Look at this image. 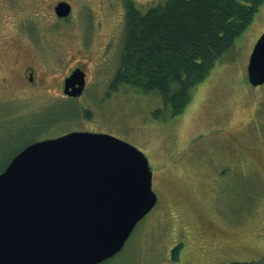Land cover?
<instances>
[{
	"label": "rangeland",
	"instance_id": "obj_1",
	"mask_svg": "<svg viewBox=\"0 0 264 264\" xmlns=\"http://www.w3.org/2000/svg\"><path fill=\"white\" fill-rule=\"evenodd\" d=\"M62 1L71 11L59 20ZM130 1L146 13L165 0ZM125 9L126 0H0V172L35 134L107 133L145 155L157 202L102 264H264V83L251 86L246 70L264 0L173 118L157 92L120 85L103 100ZM26 63L39 85L24 84ZM75 65L88 67L89 85L80 100L64 99L58 86Z\"/></svg>",
	"mask_w": 264,
	"mask_h": 264
},
{
	"label": "water",
	"instance_id": "obj_2",
	"mask_svg": "<svg viewBox=\"0 0 264 264\" xmlns=\"http://www.w3.org/2000/svg\"><path fill=\"white\" fill-rule=\"evenodd\" d=\"M54 10L66 18L71 7ZM246 69L252 86L264 83V32ZM83 85L76 69L65 93L79 95ZM156 201L147 158L125 141L70 132L31 143L0 172V264L102 263Z\"/></svg>",
	"mask_w": 264,
	"mask_h": 264
},
{
	"label": "trees",
	"instance_id": "obj_3",
	"mask_svg": "<svg viewBox=\"0 0 264 264\" xmlns=\"http://www.w3.org/2000/svg\"><path fill=\"white\" fill-rule=\"evenodd\" d=\"M262 2L165 0L141 13L132 1L126 0L122 50L113 86L127 85L142 93L157 92L170 118L181 115L193 90L232 47ZM159 115L161 112L156 110L154 116ZM37 136L33 135L25 145ZM178 250L179 245L172 250L173 259L177 258Z\"/></svg>",
	"mask_w": 264,
	"mask_h": 264
},
{
	"label": "flooded vegetation",
	"instance_id": "obj_4",
	"mask_svg": "<svg viewBox=\"0 0 264 264\" xmlns=\"http://www.w3.org/2000/svg\"><path fill=\"white\" fill-rule=\"evenodd\" d=\"M54 8L55 7H53V10H54ZM59 20H62V19H59ZM88 67L87 66H78V65H75V66H71V68L68 70V73L65 75V76H63L62 77V79H61V83H59V86H58V90H59V92H60V97H62V98H64V99H68V100H71V99H77V100H80V98L82 97V95H83V93H84V91L86 90V88H87V86L89 85V80H88V77H87V69ZM21 69H22V71H23V78H24V80H23V82H25L24 84H26V86H28V87H34V86H37V85H39L41 82H42V79L40 78V80H37V78H36V74H37V70H36V68H35V66H33L32 64H30V63H26V65L25 66H21ZM75 69H78V70H80V71H82L83 72V74H84V86H83V91H82V93H81V95H79V96H70V95H67V94H65L64 93V90L66 89L65 88V79L75 70ZM76 86V85H75ZM120 86V85H119ZM119 86H117L116 88H115V86H113V79H112V81L109 83V84H107L106 86H105V88H104V92H103V100L105 101L106 100V98H107V96H109L111 93H112V90H115V89H117ZM115 88V89H114ZM69 90H71V88L69 87L68 88ZM68 90V91H69ZM82 103V102H81ZM86 104H82V107L83 108H86ZM72 131H87V132H96V131H94L93 129H84V130H81V129H79V128H73V129H71V130H69V131H67V132H64V133H60V134H58V135H52L51 137H44V138H39V139H37L36 141H38V140H42V139H46V138H54V137H58V136H61V135H64V134H66V133H69V132H72ZM152 179H153V176H152Z\"/></svg>",
	"mask_w": 264,
	"mask_h": 264
}]
</instances>
